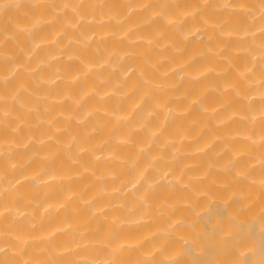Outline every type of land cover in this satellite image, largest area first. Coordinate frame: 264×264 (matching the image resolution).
Masks as SVG:
<instances>
[{"label":"bare ground","instance_id":"obj_1","mask_svg":"<svg viewBox=\"0 0 264 264\" xmlns=\"http://www.w3.org/2000/svg\"><path fill=\"white\" fill-rule=\"evenodd\" d=\"M0 264H264V0H0Z\"/></svg>","mask_w":264,"mask_h":264},{"label":"clouds","instance_id":"obj_2","mask_svg":"<svg viewBox=\"0 0 264 264\" xmlns=\"http://www.w3.org/2000/svg\"><path fill=\"white\" fill-rule=\"evenodd\" d=\"M5 2H7V0H5ZM143 175V172L141 171V173H140V176H142ZM139 181V176L137 177V182Z\"/></svg>","mask_w":264,"mask_h":264}]
</instances>
